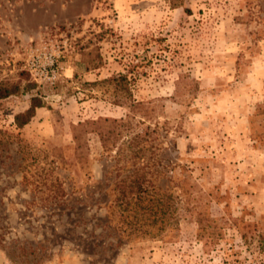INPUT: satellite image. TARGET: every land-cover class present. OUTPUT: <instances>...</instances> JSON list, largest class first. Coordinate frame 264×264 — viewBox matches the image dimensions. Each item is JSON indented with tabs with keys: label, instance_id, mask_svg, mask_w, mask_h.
I'll list each match as a JSON object with an SVG mask.
<instances>
[{
	"label": "rangeland",
	"instance_id": "rangeland-1",
	"mask_svg": "<svg viewBox=\"0 0 264 264\" xmlns=\"http://www.w3.org/2000/svg\"><path fill=\"white\" fill-rule=\"evenodd\" d=\"M1 81L35 86L0 101V264H264V0H0ZM137 169L170 219L130 235Z\"/></svg>",
	"mask_w": 264,
	"mask_h": 264
},
{
	"label": "trees",
	"instance_id": "trees-1",
	"mask_svg": "<svg viewBox=\"0 0 264 264\" xmlns=\"http://www.w3.org/2000/svg\"><path fill=\"white\" fill-rule=\"evenodd\" d=\"M125 80L126 76L120 75L107 78L101 83L124 85L126 90L128 85ZM34 86L35 84L30 82L22 87L20 82L1 81L0 101L20 94L21 91L28 92L34 89ZM43 106L40 94L32 95L29 108L15 116L18 128L27 125L35 116L36 109ZM116 189L118 191L116 203L122 209L120 212L121 228L128 231L130 235L141 232L145 226H156L159 222L161 224L169 222L171 203L168 193L157 183L156 179L148 177L146 172H140V169H137L134 173L121 178L116 182ZM147 219L150 221L147 222ZM199 224L200 236L202 238L208 236L212 239L211 243H216L220 237L219 230L211 228L212 230L207 231L208 228L205 225L201 222ZM258 240L260 247L264 249V234L258 235Z\"/></svg>",
	"mask_w": 264,
	"mask_h": 264
},
{
	"label": "built area",
	"instance_id": "built-area-1",
	"mask_svg": "<svg viewBox=\"0 0 264 264\" xmlns=\"http://www.w3.org/2000/svg\"><path fill=\"white\" fill-rule=\"evenodd\" d=\"M45 56L48 57V55H45ZM54 66H55V58L52 55H50V62L48 64V67L45 66L43 69L46 70L47 73L50 74L52 77H55L56 72H55Z\"/></svg>",
	"mask_w": 264,
	"mask_h": 264
}]
</instances>
